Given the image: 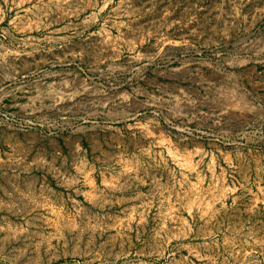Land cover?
I'll list each match as a JSON object with an SVG mask.
<instances>
[{"label": "rangeland", "instance_id": "rangeland-1", "mask_svg": "<svg viewBox=\"0 0 264 264\" xmlns=\"http://www.w3.org/2000/svg\"><path fill=\"white\" fill-rule=\"evenodd\" d=\"M0 264H264V0H0Z\"/></svg>", "mask_w": 264, "mask_h": 264}]
</instances>
